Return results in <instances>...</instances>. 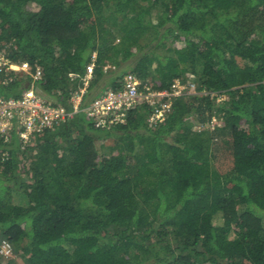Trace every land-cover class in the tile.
Masks as SVG:
<instances>
[{
	"label": "trees",
	"instance_id": "obj_1",
	"mask_svg": "<svg viewBox=\"0 0 264 264\" xmlns=\"http://www.w3.org/2000/svg\"><path fill=\"white\" fill-rule=\"evenodd\" d=\"M0 50L41 72L0 74L5 98L28 83L68 105L91 64L84 103L126 72L195 85L154 125L141 102L109 127L81 111L0 138V240L24 264H264V0H0Z\"/></svg>",
	"mask_w": 264,
	"mask_h": 264
},
{
	"label": "built area",
	"instance_id": "obj_2",
	"mask_svg": "<svg viewBox=\"0 0 264 264\" xmlns=\"http://www.w3.org/2000/svg\"><path fill=\"white\" fill-rule=\"evenodd\" d=\"M92 68L93 64L88 67L82 85L71 94L68 105L46 103L36 95L28 83L20 97L5 98L0 95V138L6 142L10 135L15 133L19 141L25 143L33 136L56 127L81 111L93 119L96 127H109L124 123L129 110L141 102L151 107L147 120L154 125L164 120L175 98L195 93L192 80L182 82L174 79L169 90H155L142 82L135 73L126 72L116 87L108 86L99 92L96 98L84 103ZM106 69L107 67H104V70ZM17 73L29 75L33 79H38L41 75L38 67L32 72L26 61L13 62L0 50V74L4 76L2 83H7ZM214 121L213 118L211 123ZM5 155L6 152L0 153V158ZM11 253L10 243L5 239L0 240V255L9 257Z\"/></svg>",
	"mask_w": 264,
	"mask_h": 264
},
{
	"label": "rangeland",
	"instance_id": "obj_3",
	"mask_svg": "<svg viewBox=\"0 0 264 264\" xmlns=\"http://www.w3.org/2000/svg\"><path fill=\"white\" fill-rule=\"evenodd\" d=\"M126 65H131V62L126 61L125 63H123L121 66H119L120 69L122 68H126ZM111 77V75H105L103 76L100 80L98 85H103L106 82H108L109 78ZM194 79V77H193ZM222 98H224V95L219 97V100H221ZM230 136L229 134L225 131L222 132L217 139L214 140L213 144H211V148L213 149L214 154L216 155V157L218 158V160L226 162L229 158H230ZM112 140H106V144H111ZM12 200L14 201V203H20L23 204L24 203V199L17 194L13 195ZM2 258V264H5L6 260H13L14 264H24L22 259L15 254V252L12 251L11 255L9 257H1Z\"/></svg>",
	"mask_w": 264,
	"mask_h": 264
}]
</instances>
